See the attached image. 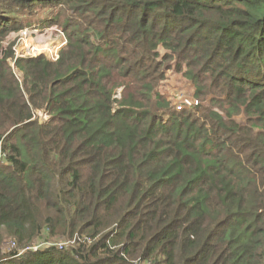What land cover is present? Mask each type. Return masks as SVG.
<instances>
[{
    "label": "trees",
    "instance_id": "trees-1",
    "mask_svg": "<svg viewBox=\"0 0 264 264\" xmlns=\"http://www.w3.org/2000/svg\"><path fill=\"white\" fill-rule=\"evenodd\" d=\"M183 61L213 125L142 82ZM0 264H264V0H0Z\"/></svg>",
    "mask_w": 264,
    "mask_h": 264
},
{
    "label": "rangeland",
    "instance_id": "rangeland-1",
    "mask_svg": "<svg viewBox=\"0 0 264 264\" xmlns=\"http://www.w3.org/2000/svg\"><path fill=\"white\" fill-rule=\"evenodd\" d=\"M63 8L64 6L59 3L53 6L52 9L35 6L32 13H29L27 9L20 11L21 13L17 17L25 24V27L19 32L12 33L7 39L15 44L14 49L18 56H37L44 54L52 60L58 58L60 49L67 41V34L62 29L60 23L55 24L54 21L46 20L62 9L63 16L75 19L74 21L79 23L77 20L78 17L74 16L76 13L69 11V7ZM80 24L82 23L80 22ZM160 51L163 53L164 49L160 48ZM127 62L129 65L131 64L129 61ZM171 64L172 67L170 69L164 68L165 76L163 79L159 80L158 77L155 78L157 74L154 72L156 71H151L153 74H145L142 82H156L155 91L165 98L172 100L174 106L184 97L197 100L199 102L198 105L187 109L193 115L191 121L203 122L206 125L215 124L214 122L217 119L215 111L219 110L212 103V96L208 95L205 98H200L196 95V86L186 76L187 65L184 61L178 66H174V63ZM18 76L21 77L19 73ZM117 91L120 97L123 88ZM171 109L174 110L173 108ZM39 114L41 119L47 118L44 113L39 112ZM241 117V115L239 117L237 116L236 120H240Z\"/></svg>",
    "mask_w": 264,
    "mask_h": 264
},
{
    "label": "built area",
    "instance_id": "built-area-1",
    "mask_svg": "<svg viewBox=\"0 0 264 264\" xmlns=\"http://www.w3.org/2000/svg\"><path fill=\"white\" fill-rule=\"evenodd\" d=\"M198 104H199V102L197 100H193V99L184 97L175 106H176V110L180 112L184 109H189V108L195 107Z\"/></svg>",
    "mask_w": 264,
    "mask_h": 264
}]
</instances>
